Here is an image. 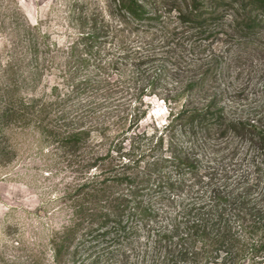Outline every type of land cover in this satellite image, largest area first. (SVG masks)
I'll return each instance as SVG.
<instances>
[{"label": "rangeland", "instance_id": "1", "mask_svg": "<svg viewBox=\"0 0 264 264\" xmlns=\"http://www.w3.org/2000/svg\"><path fill=\"white\" fill-rule=\"evenodd\" d=\"M107 1L0 0V65L3 66L8 59H16L18 51L15 44L19 39L15 28L20 24L37 26L46 33L50 48H45L49 53L44 57L61 65L76 43L81 17L90 19L103 11L106 21L111 20L109 13H105ZM142 1L149 11H153L159 1L165 5L169 3L168 0ZM180 5V0H177V9ZM162 12L159 22L137 29V33L123 43V39H113L112 36L94 42V56L90 54L88 57L91 65L81 66V73L95 79L96 82H92L95 87L83 91L78 99H67L63 96L67 90L62 86V98L56 102L59 113L67 112L66 122L74 121L75 127L96 124L100 118L114 121L111 122L113 128L109 142L100 147L102 151L114 149L115 145L135 154L153 149L157 157L176 155L177 159H189L195 166H180L178 160L177 168L165 163L161 167V175L170 169H177V178L180 169H198L200 172L201 184L192 190V194L197 190L196 198L192 199V194L189 197L186 188L188 193L160 201L162 193L169 195L167 184H162L165 189L154 187L149 192L147 203L156 206L163 215L152 224V229L156 234L167 231L173 239H164L166 241L162 242L160 249L150 241L147 248L148 241L143 238L147 233L142 232L143 239L140 245L137 244V253L131 264H160L167 254L165 247L177 251L180 242L174 228L189 218L190 210H194L193 204L199 199L208 201L212 189L220 188L246 196L254 203H264V145L251 141L250 137L232 134L215 139L205 126L200 125L184 127L177 124L166 129L172 119L171 111L181 109L189 99L202 105L206 99L218 95L219 106L231 120H246L262 111L264 113V61L257 60L251 66L236 34H221L217 30L218 33L199 35L188 24L181 23L178 11L166 6ZM90 24L89 21L86 31H89ZM83 44L78 43L79 50L84 49ZM116 59L127 65L128 74L135 75V78L138 76L137 83L142 86L139 93H144L141 95L142 105L131 98L129 83L118 84L119 71L113 69L114 66L106 69ZM134 63L136 66H132ZM57 64H46L36 95L51 96L57 78L52 67H57ZM203 75L200 86L190 89L189 83L198 81ZM101 79L106 80L107 88L104 82L103 86L97 82ZM132 83L131 87H134L135 80ZM105 89L113 92L108 93ZM176 95L177 102L174 100ZM127 104L131 105L130 109L138 107L141 113L147 111L146 118L136 125L130 120L123 123L120 120L114 126ZM82 116L85 118L80 120ZM119 131L122 134L114 140ZM161 135L164 144L157 146L155 144ZM29 141L25 139L23 145H18L17 154L10 163L0 161V264H33L35 256L50 264L48 243L71 219L70 203L62 197L76 183L78 177L74 169L67 158L57 156L51 149L36 151ZM154 231H151L152 238H155ZM82 232L77 236L79 242L77 240L76 246L89 237L82 236ZM136 240L140 242L138 238ZM92 245V250L102 247L86 242L79 246L83 247L81 253H90Z\"/></svg>", "mask_w": 264, "mask_h": 264}, {"label": "trees", "instance_id": "2", "mask_svg": "<svg viewBox=\"0 0 264 264\" xmlns=\"http://www.w3.org/2000/svg\"><path fill=\"white\" fill-rule=\"evenodd\" d=\"M168 1L167 5L154 1L156 5L153 11H149L142 0H108L105 13H109L111 20L106 21L103 11L90 19L81 17L76 43L61 65L44 57L49 53L45 48H50L46 33L29 24H20L19 28H15L19 39L15 44L18 51L16 59H8L3 66L0 65V161L10 163L17 154L18 145H23L28 139L36 151L51 149L57 156L67 158L78 177L75 185L62 197L70 203L71 219L48 243L50 264H131L137 253V244L140 245L143 238L148 241L147 248L153 241L155 248L160 249L162 242L173 237L167 231L156 234L152 229V224L163 215L156 206L147 203L149 192L154 187L165 189L162 184H167L169 195L166 192L160 194V201L166 197L167 200L175 199L181 196L179 193L184 195L188 193L186 188L190 197L193 188L201 184L198 169H180L178 178L177 169H170L161 175L163 164L169 163L177 168V160L180 166L195 168L189 159H177L176 155L157 157L153 149L135 154L116 145L114 149L111 147L107 152L102 151L100 147L106 145L111 137L113 120L100 118L96 124L75 127L74 121L66 122L69 117L67 112L59 113L56 102L62 98V86L67 90L63 94L67 99H78L83 91L95 87L93 83L96 80L81 73V66L91 65L88 57L93 55L94 42L112 36L113 39H123V43L134 36L137 29L159 22L163 17V8L169 6L180 13L182 24H188L199 35L219 31L221 34L238 35L239 45L243 47L251 66L257 60L264 61V0H180L178 9L177 0ZM89 21L90 28L86 31ZM82 42L84 49L79 50L78 43ZM48 62L58 65L52 67V71H56V84L50 97L36 95ZM134 64L132 66H136ZM111 66L121 76L118 84L129 83L131 98L142 105L141 95L144 93H139L142 86L137 83L138 76L135 78V75L128 74L127 65L117 59L112 60L106 69H112ZM204 75L198 81L190 82L189 88L194 90L199 87ZM134 80L136 85L131 87ZM97 82L107 88L105 79ZM174 100L177 102V95ZM130 108L131 105H125L122 117L117 116L114 126L120 120H123L122 123L130 120L136 125L146 118L147 111L141 113L136 106ZM262 112L246 120H231L224 108L219 106L218 95L206 99L202 105L189 99L181 109L171 111L172 119L166 129L177 124L184 127L200 125L205 126L215 139L232 134L250 137L251 141L264 145ZM83 118L80 117V120ZM120 134L121 131L114 140ZM163 144L161 135L155 145ZM197 195L195 190L192 199ZM211 195L206 197L208 201L199 199L193 204L194 210H190L189 218L174 228L180 246L176 252L165 247L167 254L160 264H264V203H254L246 196L220 188L212 189ZM151 231H154L155 238H152ZM81 232L82 236L89 237L79 246L92 242L102 247L92 250V245L90 253L85 251L82 254L83 247L76 246ZM142 232H146V236ZM170 245L173 246V243ZM32 262L46 264L36 256Z\"/></svg>", "mask_w": 264, "mask_h": 264}]
</instances>
